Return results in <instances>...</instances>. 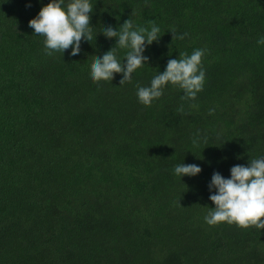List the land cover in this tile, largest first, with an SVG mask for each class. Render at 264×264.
<instances>
[{"label": "trees", "instance_id": "obj_1", "mask_svg": "<svg viewBox=\"0 0 264 264\" xmlns=\"http://www.w3.org/2000/svg\"><path fill=\"white\" fill-rule=\"evenodd\" d=\"M47 3L0 0V264H264V229L204 219L213 172L264 157V0H90L76 56L47 55L29 27ZM127 19L159 41L130 82H93L94 56L113 47L123 64L128 49L102 32ZM195 49L194 99L169 83L139 102ZM182 163L202 170L179 177Z\"/></svg>", "mask_w": 264, "mask_h": 264}, {"label": "clouds", "instance_id": "obj_2", "mask_svg": "<svg viewBox=\"0 0 264 264\" xmlns=\"http://www.w3.org/2000/svg\"><path fill=\"white\" fill-rule=\"evenodd\" d=\"M30 6V5H29ZM93 6L90 0H49L42 6L36 17L29 20V27L34 33L44 37L45 53L64 52L71 48L72 56L79 54L81 41L93 39L90 28V13ZM172 40L184 39L187 33L179 34L172 28ZM102 34L107 38L116 37L119 48L128 49L123 64L118 61L112 47L102 56H94L91 64L93 82L109 81L114 73H122L119 84L130 82L136 69L147 63L143 55L147 45L159 41L160 28L154 23L151 27L134 26L130 19L119 25L118 30L111 25L104 27ZM257 44L264 45V36ZM205 49H195L191 55L181 53L180 58L169 59L163 72H159L150 81L149 86H138L137 97L140 103L150 105L155 98L162 95L167 84L177 85L184 92L183 98L194 99L203 88L205 72L201 59ZM210 113L213 110H209ZM197 143V141H193ZM197 164H179L174 167L179 177L195 176L201 172ZM209 199L214 203L213 210L205 216L209 225L220 222L236 224L241 228L255 226L264 229V157L251 158L247 166L237 164L230 168V178L219 172H213L208 184Z\"/></svg>", "mask_w": 264, "mask_h": 264}]
</instances>
